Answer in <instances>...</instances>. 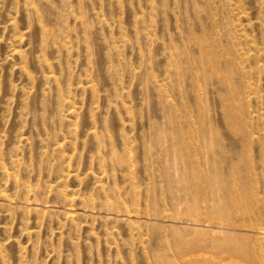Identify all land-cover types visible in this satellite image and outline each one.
I'll return each instance as SVG.
<instances>
[{"label": "rangeland", "instance_id": "obj_1", "mask_svg": "<svg viewBox=\"0 0 264 264\" xmlns=\"http://www.w3.org/2000/svg\"><path fill=\"white\" fill-rule=\"evenodd\" d=\"M234 263L264 264V0H0V264Z\"/></svg>", "mask_w": 264, "mask_h": 264}, {"label": "bare ground", "instance_id": "obj_2", "mask_svg": "<svg viewBox=\"0 0 264 264\" xmlns=\"http://www.w3.org/2000/svg\"><path fill=\"white\" fill-rule=\"evenodd\" d=\"M211 213V212H210ZM213 213V212H212ZM209 214V213H208ZM224 214H225V211H224ZM227 218V217H226ZM222 222V221H221ZM224 245V244H223ZM201 249V248H200ZM238 250V249H237ZM236 250V251H237ZM232 252V251H231ZM238 252V251H237ZM240 252V251H239ZM244 254V253H243ZM237 257V256H236ZM246 259V258H245ZM222 260V259H221ZM225 263V262H224ZM234 264H236V263H234Z\"/></svg>", "mask_w": 264, "mask_h": 264}]
</instances>
